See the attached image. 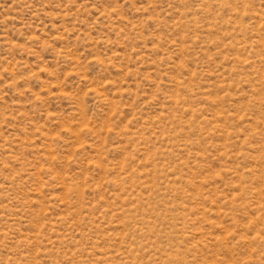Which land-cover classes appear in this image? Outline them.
<instances>
[{
    "label": "rangeland",
    "instance_id": "obj_1",
    "mask_svg": "<svg viewBox=\"0 0 264 264\" xmlns=\"http://www.w3.org/2000/svg\"><path fill=\"white\" fill-rule=\"evenodd\" d=\"M0 264H264V0H0Z\"/></svg>",
    "mask_w": 264,
    "mask_h": 264
}]
</instances>
